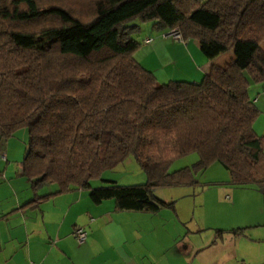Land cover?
<instances>
[{
  "label": "trees",
  "instance_id": "16d2710c",
  "mask_svg": "<svg viewBox=\"0 0 264 264\" xmlns=\"http://www.w3.org/2000/svg\"><path fill=\"white\" fill-rule=\"evenodd\" d=\"M132 20L177 29L207 61L233 60L198 83L158 84L133 58ZM261 45L264 0H0V140L25 128L21 177L33 190L56 186L22 207L87 189L93 204L153 213L169 206L154 190L194 187L215 163L231 186L264 197V135L252 130L258 111L248 96L264 84ZM191 154L192 166L168 172ZM128 157L143 184L89 189Z\"/></svg>",
  "mask_w": 264,
  "mask_h": 264
},
{
  "label": "crops",
  "instance_id": "0c3cea01",
  "mask_svg": "<svg viewBox=\"0 0 264 264\" xmlns=\"http://www.w3.org/2000/svg\"><path fill=\"white\" fill-rule=\"evenodd\" d=\"M164 32H155L152 36L153 32L144 27L139 42L144 49L135 58L158 84L175 78L197 83L211 65L223 67L233 60V55L228 53L207 61L196 42L188 40L180 44L169 36L162 37ZM145 39L151 42L143 44ZM260 86L250 85L248 96L258 115H264V94ZM258 121H254L252 130ZM259 131L254 134L263 136V121ZM11 138L0 140V153L4 154L0 160V264H264V254L252 262L250 252L242 250L244 246H251L253 241L249 237L228 235L232 229L264 226L259 222L264 221V197L254 188L231 186L227 174L211 178L203 173L205 182L201 186L181 187L189 188V191L183 190L186 197H192V203L195 193L200 195V212L210 218L219 217L216 205L221 203V195L229 201L225 210L231 215L225 216V226L220 229L224 234L217 240L211 231L204 232L216 229L217 224L189 221L187 203L177 204V198L166 202L153 193L152 199L169 206L153 213L115 211L113 200L93 204L87 189H76L49 198L36 207H22L34 198L54 193L56 186L32 189L20 175L19 163L26 147ZM107 182L111 181L90 184L89 189ZM238 190L251 191L252 200L246 204L247 210L236 216L232 212L244 197ZM197 203L192 205L194 212ZM76 228L86 233L81 244L73 237Z\"/></svg>",
  "mask_w": 264,
  "mask_h": 264
},
{
  "label": "rangeland",
  "instance_id": "374dc122",
  "mask_svg": "<svg viewBox=\"0 0 264 264\" xmlns=\"http://www.w3.org/2000/svg\"><path fill=\"white\" fill-rule=\"evenodd\" d=\"M131 25H135L138 28L132 34V38H134L138 43L140 42V40L143 36L144 27H146L148 29V31L153 32L152 36L155 34V31H153L151 28L152 23H150V22L139 23L137 20H132L129 23H127V26H131ZM261 47H262V49H264V45H261ZM143 49H144L143 46H139L137 51L134 53L133 58L135 59L137 57V54L139 53V51H142ZM229 55L232 56L233 53L230 52ZM171 81L187 82L181 78H175ZM198 82H200V81H198ZM260 87L262 89H264V84H262ZM256 119L257 120L259 119V121L264 122V115H258ZM257 120H255V121H257ZM259 121L257 122V124H255V127L253 129L254 133L260 132L259 130L261 127V122H259ZM22 133H24L23 135L25 137L22 136ZM12 138L15 139L17 144H19L21 146L23 145L24 147H26L27 136H26L25 128H22V129L16 131V133H14ZM1 156H4V154L0 153V160H3V159H1ZM21 158H23V157H21ZM196 160H197V156L195 154H191V155H188L186 157L177 159L170 164V166L168 168V172L171 173V172L177 171V170L185 168V167H190V166H192V164H194L196 162ZM203 173L208 175L207 177H211V178H220V177L222 178V176L227 174L216 163L211 165V167L206 172H203ZM203 173L196 177V180L198 182L197 184H199V186H201L205 182V180L203 178ZM101 180H104V181L106 180V181H111V182L114 181V182H116V184H118L120 186H128V185L143 184L145 182V177H144L143 173L141 172L138 164L132 158L128 157L121 164L116 166L113 170L104 172L102 174V176L100 177V179L91 181L90 184H92V185H94L96 183L102 184ZM139 182H141V183H139ZM53 187H55V185H53ZM251 188H253V187H251ZM183 189L188 190L189 188H160V189L154 190L152 193L155 197H157L159 199H163L166 202H169L170 200L175 201L176 200L175 198H177V201H175V202H177V204L187 203V205H185V207L187 206V213H186L187 217L186 218L189 221H192V222L193 221H199V222H202L203 224H214V225L217 224L215 226H219V227H216V229H207L204 231V232L211 231L213 233L212 236L215 234L216 231H220V229L224 228L223 226H225V225H223V224L227 220V218L225 216L231 215V212L227 213L228 211L226 212V210H225L229 201L224 200V198H223L224 195H221V203L216 205L218 208V214L217 215H219V217L218 218H214V217L210 218V217H208V215L205 212H202V213L200 212L199 202H198L200 195H198L196 192L195 196H193L194 202L192 203V197H186L185 196L186 190H183ZM238 191H242L244 197L240 201L239 205L232 212V214H235L236 216L243 214L247 210L246 204L252 200V192L251 191H249V192H247L248 190H238ZM254 191H256V190H254ZM196 203H197V208H195V212H194L193 211L194 208L192 207V205H194ZM259 222H262V224H264V221H259ZM232 230H236V229H232ZM239 230H242V232L240 235H238L236 237H239V236L249 237L251 239V241H253V242H251V246H249V247L248 246L243 247L242 245L241 246L243 247L242 250H245V251L248 250L250 252V255L252 257L251 260H252V262H255V257L263 256L262 254H264V226H260V227L255 226L253 228H248V229L247 228L246 229L241 228ZM221 232H222V234L220 236H222L224 234L223 231H221ZM228 233H229L228 235H232L229 231H228ZM207 235H209V232ZM215 237H216V234L214 235V238ZM217 240H220V238H218ZM236 246H237V244H236ZM262 260L264 261V258Z\"/></svg>",
  "mask_w": 264,
  "mask_h": 264
},
{
  "label": "built area",
  "instance_id": "2783aa9c",
  "mask_svg": "<svg viewBox=\"0 0 264 264\" xmlns=\"http://www.w3.org/2000/svg\"><path fill=\"white\" fill-rule=\"evenodd\" d=\"M162 37H166L169 36L173 39V41L180 43V44H184V40L181 38L179 32L177 29H172V30H168L165 31L164 33L161 34ZM151 42V39H145L143 41V44H148ZM262 94H264V89L261 91ZM1 159H4V156H1ZM73 237L76 241V243L81 244L82 242H84L85 238H86V233L83 229L81 228H76L73 231Z\"/></svg>",
  "mask_w": 264,
  "mask_h": 264
}]
</instances>
